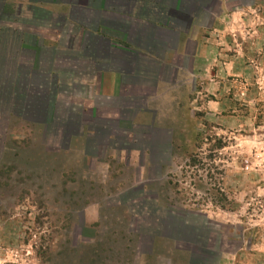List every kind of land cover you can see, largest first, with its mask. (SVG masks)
<instances>
[{"label":"rangeland","instance_id":"obj_1","mask_svg":"<svg viewBox=\"0 0 264 264\" xmlns=\"http://www.w3.org/2000/svg\"><path fill=\"white\" fill-rule=\"evenodd\" d=\"M219 40L142 128L13 100L0 264H264V1Z\"/></svg>","mask_w":264,"mask_h":264},{"label":"crops","instance_id":"obj_2","mask_svg":"<svg viewBox=\"0 0 264 264\" xmlns=\"http://www.w3.org/2000/svg\"><path fill=\"white\" fill-rule=\"evenodd\" d=\"M262 1L0 0V122L21 116L19 99L56 124L59 108L78 106L106 127L155 123L168 92L213 64L219 35Z\"/></svg>","mask_w":264,"mask_h":264},{"label":"trees","instance_id":"obj_3","mask_svg":"<svg viewBox=\"0 0 264 264\" xmlns=\"http://www.w3.org/2000/svg\"><path fill=\"white\" fill-rule=\"evenodd\" d=\"M210 260H206L203 262V264H209ZM196 263V257H195V260H193L192 264Z\"/></svg>","mask_w":264,"mask_h":264}]
</instances>
